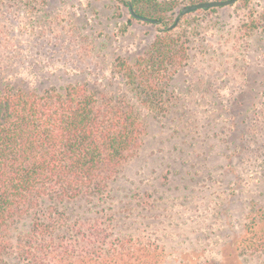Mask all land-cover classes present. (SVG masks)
<instances>
[{
	"label": "rangeland",
	"instance_id": "rangeland-1",
	"mask_svg": "<svg viewBox=\"0 0 264 264\" xmlns=\"http://www.w3.org/2000/svg\"><path fill=\"white\" fill-rule=\"evenodd\" d=\"M159 1L171 24L187 5L224 0ZM162 30L120 0H0V89L88 84L139 113L141 144L105 197L60 206L69 222L97 224L106 239L91 250L133 248L112 264H264V252L243 247L264 216V0L179 19L172 34L187 53L157 112L126 92L117 62L145 53ZM27 226L14 224L9 241ZM0 264L22 263L7 254Z\"/></svg>",
	"mask_w": 264,
	"mask_h": 264
},
{
	"label": "trees",
	"instance_id": "trees-1",
	"mask_svg": "<svg viewBox=\"0 0 264 264\" xmlns=\"http://www.w3.org/2000/svg\"><path fill=\"white\" fill-rule=\"evenodd\" d=\"M120 3L131 18L163 27L145 53L120 59L117 66L126 92L140 107L165 111L171 103V71L187 53L172 34L175 22L168 24L171 5ZM139 116L124 95L106 97L88 84L41 91L6 84L0 89V262L13 254L22 264H112L132 254L133 248L126 251L118 244L105 254L101 248L91 250L86 245L106 239L97 224L69 222L60 206L105 197L117 169L141 144ZM259 218L262 234L243 243L244 251L264 252V216ZM23 219L27 231L11 243L8 232Z\"/></svg>",
	"mask_w": 264,
	"mask_h": 264
},
{
	"label": "water",
	"instance_id": "water-1",
	"mask_svg": "<svg viewBox=\"0 0 264 264\" xmlns=\"http://www.w3.org/2000/svg\"><path fill=\"white\" fill-rule=\"evenodd\" d=\"M237 0H224V1H204L199 3H194L187 5L181 8L179 12L178 18L175 20V24L179 21V19L189 13L195 12L200 9H208V8H215V7H224V6H231ZM143 20V19H142Z\"/></svg>",
	"mask_w": 264,
	"mask_h": 264
}]
</instances>
